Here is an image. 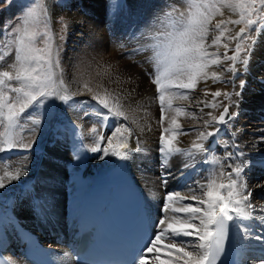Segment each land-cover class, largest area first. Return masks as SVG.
<instances>
[{
  "label": "bare ground",
  "instance_id": "1",
  "mask_svg": "<svg viewBox=\"0 0 264 264\" xmlns=\"http://www.w3.org/2000/svg\"><path fill=\"white\" fill-rule=\"evenodd\" d=\"M86 1H89L91 7H94V16L92 18L84 15L80 17L81 11L76 10L68 21L69 34L74 30H79L82 35L78 36L79 41L77 42L83 43L82 47L73 55L74 57H71L70 62L67 59L68 61L66 60L62 65L65 70H73L65 77L68 84L67 92L72 100L67 103L69 109L65 115L69 124L66 126L67 131L64 139L62 141L57 139L55 144L52 143L54 141L51 142V135L46 142L37 140L38 137L35 135L34 137H37L36 140L39 141V144L36 145L32 153L27 154L28 156L26 155L27 157L16 165L13 164L10 157L0 155V176H3L5 171L15 174L17 168L22 169V174L18 180L9 181L5 179L6 186L0 189V228L9 233L12 229L9 221L15 217L21 218L26 227L33 230L37 229V233L41 237L47 238L51 232H54V236L58 235L59 232H67L68 229L65 225L69 221L72 222V225L75 224L80 204L88 196L95 177L98 174H104L117 164L119 160L117 157L109 156L105 160L97 159L96 157L102 153H91L88 146L85 145L86 142L75 133L78 128L84 134L86 128V117L78 118L77 98L79 100V98L87 96L90 99L93 93L104 95L105 90L112 92L119 98L124 110L130 116L129 121L121 122L133 130L134 136L130 141V147L135 149L138 139L140 151L133 152L131 158L126 162L130 176L145 200L151 223L157 220L160 215L159 208L163 202L165 191L171 192L179 189L182 195H190L191 193L188 192L185 184L195 181L206 183L213 171L219 173L220 165L213 163V159L220 160L226 165L227 161H224L223 157L227 152L234 151L237 146L243 155L240 156L239 160L233 158L234 166L240 161L246 162V170L254 166H261V168L264 166V140L261 139L264 137V116L260 113L264 111V26H262L261 32L254 37L257 39V43L251 54L247 71L240 77H238L239 73L236 75L238 79L236 89H240L241 81H246V85L243 88V102L239 109L235 105L234 112L239 111V115L250 117L238 120L237 116L229 124L220 125L221 131L218 135L205 143V146L209 148L206 155L198 154L195 157H189L184 154H176L169 158L167 166L163 170L171 172L173 176L179 177L184 164H188L189 167L185 169L183 177L178 179L169 177V183L165 189L160 176L161 163L164 157L158 152L160 147L159 136L162 132L159 123L160 108L158 107V93L152 79L157 68L155 57L157 36L160 33L171 31L179 23V21H175L179 18H173L170 21L169 16L167 18L161 11L162 6L157 7L156 0H150V3L135 2L136 0ZM118 5H121V8ZM123 7H129L133 14V17L129 18L130 22H128L126 30L124 29L125 24L120 18V10ZM139 7H142L143 10ZM156 7L157 9H155ZM56 11L54 10L52 13L55 14ZM223 16V14L216 15L210 23L223 20ZM82 20L86 23H82ZM107 23L109 29H114L113 35L115 34V37L120 35L127 47H132L127 56L121 54L120 47L116 46L115 48L112 45V43H118L116 40L119 37L112 41L114 36L109 35ZM142 23L146 27L144 30L141 29V27L143 28ZM209 37L208 44L211 43L212 35ZM133 42L135 43L134 46H132ZM225 43L227 42L221 40L219 48L221 57L225 52L223 47ZM209 50L216 51V48L213 47ZM228 54L231 55L232 52L229 51ZM229 64L231 62L227 61L221 68H213L210 71H216L221 75L223 81H227L226 77L229 74L231 76V72L224 69ZM237 71H242V68H238ZM85 84L93 89V93H89L84 88ZM224 85V82L213 83L209 78L207 81L199 82L195 91L188 92L191 97L190 100L173 101L174 106H184L198 117V119L184 116L178 118V122L187 133L178 136L179 147L189 149L193 141L197 140L199 132L215 130V126L209 128L204 126V121L210 119L207 113H212V108L209 109L203 103L198 104L197 102L211 103L214 100L211 93L219 89L225 90ZM205 92L208 95H205ZM237 99L236 96L235 101ZM57 102L59 105V101ZM94 105L97 106L95 101ZM189 105L191 107H188ZM257 113L259 114L257 115ZM170 115L172 114H165L164 127H167ZM131 118H134L136 122L133 123ZM115 124V120H110L105 136L111 133ZM41 129L42 127H40ZM248 130H251L249 131L250 135H244V132H248ZM51 131H53L52 128ZM65 139L71 141L70 145L73 146L71 153L64 152L65 149L62 148L67 143ZM225 144L228 145L227 148L224 147ZM76 153H79L80 159L75 158ZM205 159L208 163L207 167H205V163H202ZM225 170L231 171L229 168H225ZM256 173L264 174V169L257 170ZM261 184H264V180L259 183L252 181V184H248V190L252 192V197L257 194V191H264V187L260 186ZM196 194H202L198 188ZM184 202L192 203L190 200ZM254 221L256 219L244 221V223L253 226ZM257 222L261 221L257 220ZM152 230L155 234V230ZM12 238L14 239V236ZM227 242L228 252L224 264H256L253 263V260H258L264 256V249L257 245L254 238L241 239V232L235 229L230 228V236ZM52 245L58 251L55 256V263L68 264L65 262L67 259L65 248L58 244ZM8 255L15 264H28L19 255L16 247H12L11 254ZM151 255L154 256L155 254ZM160 255L162 259L165 258L163 252Z\"/></svg>",
  "mask_w": 264,
  "mask_h": 264
},
{
  "label": "snow or ice",
  "instance_id": "2",
  "mask_svg": "<svg viewBox=\"0 0 264 264\" xmlns=\"http://www.w3.org/2000/svg\"><path fill=\"white\" fill-rule=\"evenodd\" d=\"M222 8L228 9L239 18L220 20L214 26L211 25L210 21L214 15H222ZM48 15L42 0H38L34 6L26 7L22 22L12 33L15 36L14 63L9 66L10 70L0 71V124L4 127V132L0 134L2 136L0 152L12 149L30 150L34 147L35 139L26 143L22 139L18 141L15 135V129L20 127L21 118L30 108H42L47 101L53 99H59L65 104L72 100V97L67 94L65 81L59 78L63 73L61 46L54 43L51 29L46 22L43 32L38 28L41 19L46 21ZM229 24L241 25V27L232 35L231 29L227 28ZM258 24L264 26V0H218V2L203 0L200 3L189 0V11L186 15L183 12L180 13L179 23L171 31L158 34V43L155 45L157 68L152 83L156 86L160 106L159 123L162 132L159 136L158 152L164 157L160 176L165 189H167L169 177L172 179L183 177L185 169L189 167L188 164H184L179 177L173 176L171 172L163 170L169 158L176 154L189 157H195L198 154L206 155L209 148L205 146V143L218 135L221 131L219 126L229 124L239 115V111L230 112L229 109L232 103L239 109L243 102V88L246 81H241L239 92L222 93L217 90L211 93L214 99L222 95L225 100L231 101L233 95H236L238 99L230 104H223V111L218 117L211 112L207 113L210 119L204 121V126L205 128L215 126V130L199 132L197 140L193 141L189 149L178 146V136L187 134L178 122V118L184 116L198 119V117L184 106H174L173 101L190 100L188 92L195 91L199 82L207 81L209 78L213 83H227L216 71H210L213 68H221L227 61L231 64L224 70L233 73V80L237 74L238 63L244 65L246 72L257 43V39L251 35V32ZM67 27L64 25L65 34ZM261 30V27L255 29L257 33ZM225 32L230 34L225 37ZM210 35L212 39L208 44ZM222 38L234 41L235 47L230 48L228 43L223 44L225 52L221 57L219 48ZM60 39L66 42V35H61ZM41 42L43 47H38V43ZM213 47L216 51L209 50ZM229 51L232 55L228 54ZM84 88L89 93H93V89L87 84ZM205 95L208 93L205 92ZM91 101L99 105V108L94 111L98 117L97 122L105 131H107L108 121L115 120L116 124L107 136L104 132L96 135L97 129L93 127L95 142L89 151L102 153L96 157L99 160H105L109 156L128 160L133 152L140 151L138 139L137 147L135 149L130 147L134 133L127 124L121 122L129 121L130 116L124 110L119 98L105 90L104 95L93 93ZM78 103L87 105L89 101L83 100ZM197 103H203L205 107L213 109L220 106L215 102L198 101ZM100 109L104 111L101 112ZM166 113L172 115L167 127H164ZM84 115L87 116L89 113L85 112ZM131 119L133 123L136 122L134 118ZM31 123L34 126L31 131L35 133L41 125V120L31 118ZM261 139L264 140V137ZM224 147L227 148L228 145L225 144ZM242 155L237 146L234 151L227 152L223 157V160L227 161L226 165L214 158L213 163L220 165L219 173L213 171L206 183H200V181L186 183L185 187L191 193L190 195H182L179 189L165 191L159 208L160 215L157 220L148 225L142 247L137 249L131 264H218V262L223 264L222 254L226 251L225 245L230 236V228L241 232V239L254 238L257 245L264 249V215H254L255 207L251 203L252 192L248 190L245 179L246 162L240 161L235 166L232 162L234 157L239 160ZM75 158L80 159L79 153L75 154ZM202 163H207V160L205 159ZM225 168L231 171H226ZM21 174V168H17L15 174L5 171L3 176H0V189L6 186L5 179L18 180ZM260 186L264 187V184ZM197 188L201 195L196 194ZM186 200L192 203H185ZM254 219L261 221L256 225L259 232H256L251 224L244 223ZM152 229L155 230L154 236L150 234ZM162 252L165 257L163 259L160 255ZM258 259L260 264H264V256Z\"/></svg>",
  "mask_w": 264,
  "mask_h": 264
},
{
  "label": "rangeland",
  "instance_id": "3",
  "mask_svg": "<svg viewBox=\"0 0 264 264\" xmlns=\"http://www.w3.org/2000/svg\"><path fill=\"white\" fill-rule=\"evenodd\" d=\"M109 1L112 2L114 0H109ZM115 1L117 2L119 0H115ZM37 2H38V0H0V57H3V59H0V71L10 70L9 66L12 63H14V58H15L14 39H15V36L12 33L14 32V29L22 22L23 13L25 12L26 7L34 6ZM42 2L44 4L45 8L47 9L49 15H48V18L46 21L43 18L41 19L40 23L38 24V28L41 32H43L45 22L50 27L52 35H53L54 43L56 45L61 46V49H62V51H61V68L63 69L62 65L65 63V61L68 59L70 62L71 57H74L73 55H75L76 52L78 51V49L80 47H82V43H83V42H80V43L77 42V41H79L78 36L80 34L82 35V33L79 30H74L71 34H69V23H68L69 18L71 16H73V14L75 13L76 10L81 11V13L79 15L80 17H83V15H84V16H87L89 18H92L94 16L93 15L94 7H91V3L89 1H86V0H84L82 2H80L78 0H42ZM135 2L150 3V0H136ZM156 2L158 3L157 7L162 6L161 11L164 12V14L167 18L169 16L170 21H172L173 18H175V19L179 18L180 19V13L181 12L185 13V15H186L189 11V0H156ZM193 2L200 3V2H203V0H193ZM217 2H218V0H217ZM80 3H82V4L80 5ZM118 7L121 8V5H118ZM157 7L155 9H157ZM125 8L123 7V9L120 10L121 11V13H120L121 17L120 18L122 20V23L125 24L124 29L126 30V27L129 24L128 22H130L129 18L130 17L132 18L133 14H132V10L129 7H127L126 9ZM139 8L142 9V7H139ZM54 10H57L55 14L52 13ZM221 12L224 15L223 20H225V21H227L229 17L233 20L239 18L238 15H234L232 12H230L226 8H222ZM143 13L144 12L142 11V14ZM226 14H229L230 16L229 15L227 16ZM217 15H220V14H217ZM215 16L216 15H214L212 17V19ZM61 17H63V19H60ZM179 19H177L175 21L178 22ZM141 22H142V20H141ZM217 22H219V21H216L214 23L216 24ZM82 23H86V22H84V20H82ZM214 23H210V24L213 25ZM143 24L144 23H142V25ZM64 25L68 26L67 30H66V34L64 32ZM106 26L108 28L109 35H111V37L114 36V38H112L113 39L112 41H114L116 39V37H119L116 40V42L118 41V43L117 44L112 43V45L115 46V48H116V46L120 47L121 54L124 56L125 55L127 56L130 53L129 50H131L132 47H130V46L127 47V45L120 38L121 37L120 35L115 37V34L113 35L114 29L113 28L109 29L108 23L106 24ZM228 27H229V29H231V34L234 35V33L239 30L241 25L233 26V25L229 24V25H227V28ZM257 27L262 28V25L258 24V25H255L253 27V30L251 32V35L253 37H256V35H257V32L255 31V29ZM145 28L146 27L144 25H143V28L141 27L142 30H144ZM123 32H125V31H123ZM110 33H112V34H110ZM229 34L230 33L225 32V37H227ZM61 35H66V42L60 39ZM208 38H210V37H208ZM70 39H72V40H70ZM222 41H226L228 44H230L229 45L230 48L235 47L234 41H229L226 38H222ZM250 42L251 41H249V43ZM134 44L135 43L133 42L132 46H134ZM37 46L43 47V43L42 42L38 43ZM243 66L244 65L242 63H238L236 65L237 69L242 68V71H237V73H239V75L236 74V75H238V77L242 76L245 72V71H243L244 70ZM71 70L70 69L69 70L63 69V73L59 78L66 81L65 77H67L68 73H71L73 71V70L72 71ZM232 77H233V73H231V76L229 74L226 77V80L228 82L225 83V85H224L225 90L219 89L222 93H224V92H232V93L239 92L240 89L239 88L236 89L238 79L235 76V79L233 80ZM13 83H15V82H13ZM65 85L67 87V85H68L67 81L65 82ZM226 85H228V86H226ZM67 94L69 95L68 92H67ZM235 97L233 95L231 98V101L225 100L223 95L220 97H217L215 99L213 98L214 100L211 103L215 102V103L220 104V106L215 108V109L212 108V114L217 116L219 114L220 110L223 108V104H230L232 101H235ZM83 100H88L89 103L87 105H81L80 103H78L79 101H83ZM57 101H59V105H58ZM77 106H78V111H79L78 118L86 117V119H85L86 128H85L84 134L78 128L76 129L75 133H76V135L82 137L84 142H86L85 145H87L88 148L90 149V147L94 146V142H95V135L92 132L93 127H95L97 129L96 135H98L100 132H104V134L106 135L107 131H105L103 126L97 122L98 117H97L96 112L94 110L99 108V105L95 106L94 101L92 102L91 98L89 99V97H87V96L79 98V100L77 98ZM158 107L160 108L159 102H158ZM234 107H235V104L232 103L229 111L234 112ZM208 108L210 109L211 107H208ZM68 109L69 108H68L67 104H65L63 101H60L59 99H53V100L47 101L46 105L42 108H36V107L30 108L28 110V112H26L24 114V116L21 118L20 127L15 129V135H16L18 141L20 139H22L23 142H26V143L31 142L33 139H35L34 147L30 150L12 149L10 151L0 152V155H5L7 157H10L11 161L13 160V164L16 165L19 162H21V160H23L25 157H27L29 155V153H32L34 148H36V145L39 144L38 143L39 141H37V140H41L42 142H46L48 137L51 135L52 136L50 138L51 142L54 141L52 143L56 144L57 139L59 141H62L64 139L65 133L67 131L66 126H67V124H69L68 123L69 120L65 115L66 111ZM100 111L103 112L104 110L100 109ZM85 112H88L89 115L85 116L84 115ZM260 113L264 116V111H262ZM258 114L259 113H257V115ZM30 117L31 118H39L41 120V125L39 126V128H37L35 133H33L31 131V129L34 126L31 123ZM249 117L250 116L244 117L243 115H238V120H240L242 118L247 119ZM87 120H89V121H87ZM70 122H73V121L70 120ZM109 124H110V121H108V126H109ZM245 126L247 127L248 125H245ZM40 127H42L41 130H40ZM51 128L53 129V131H51ZM249 131H251V130H248V132L247 131L244 132V135H250ZM3 132H4V127L2 124H0V134H2ZM35 135L38 137L37 140H36L37 137L36 138L34 137ZM81 135H84V136H81ZM0 140H2V136H0ZM65 141H66V139H65ZM66 142L67 143H66L65 147H62V148L65 149L64 152L71 153L73 151V149H72L73 146L70 145L71 141L68 140ZM0 146H2V144H0ZM68 148H70V149L67 151ZM93 154H96V153H93ZM260 169H264V166H262V168H261V166H254V167L246 170L245 179H246L248 184H252V181H254V182L256 181L257 183H259V182H262L264 180V174H257L256 173L257 170H260ZM254 174H256V175H254ZM263 194H264V191H257V194L251 198V203L255 207L254 215H256V216L264 215V195ZM255 205H257V206H255ZM257 224H259V223H257V220L253 222V227L255 228L256 232H258V230H257L258 228L255 226ZM253 263L259 264L260 261H259V259L253 260Z\"/></svg>",
  "mask_w": 264,
  "mask_h": 264
},
{
  "label": "water",
  "instance_id": "4",
  "mask_svg": "<svg viewBox=\"0 0 264 264\" xmlns=\"http://www.w3.org/2000/svg\"><path fill=\"white\" fill-rule=\"evenodd\" d=\"M223 111V108L220 110V112H222ZM220 112H219V114H220ZM219 114L217 115V117L219 116Z\"/></svg>",
  "mask_w": 264,
  "mask_h": 264
}]
</instances>
